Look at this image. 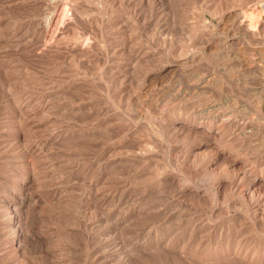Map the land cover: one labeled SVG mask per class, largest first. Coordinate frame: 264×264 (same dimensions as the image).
<instances>
[{
  "label": "rangeland",
  "instance_id": "1",
  "mask_svg": "<svg viewBox=\"0 0 264 264\" xmlns=\"http://www.w3.org/2000/svg\"><path fill=\"white\" fill-rule=\"evenodd\" d=\"M58 1L63 9L69 5L68 15L73 16L66 25L59 22V29L51 33L60 37L66 32L70 44L79 36L92 38L93 46L86 53L64 45L43 48L36 21L48 0H0V264H22V255L28 264H264L231 258L203 261L181 252L205 251L239 239L261 253L264 240H254L253 231L264 234V224L239 230L227 222L228 213L246 210L244 203L234 200L228 186L217 198H211V192L194 195L195 187L209 191L217 180L238 181L241 176L219 158L209 163L214 146L206 144L211 141L201 132L185 135L181 131L175 137L167 129L172 117L197 119L201 108L212 104L213 114L229 111L234 118L247 113L264 125V107L256 105L260 97L257 73L244 71L245 66L238 63L242 59V63L258 65L264 75L259 61L264 40L261 45L244 37L229 22L221 24L219 13L205 11L192 0L188 7L189 0H129L130 5L128 0ZM72 6L78 10L77 16ZM185 9L190 10L189 16ZM187 22L198 38L195 46L188 43ZM191 49L204 50L186 63L184 53ZM207 73L215 77L214 88L191 91L189 85L194 86ZM24 101L27 108L38 111L31 116L35 119L21 117ZM228 134L226 143L235 141V147L247 151L242 154L251 162L246 179L264 169L261 135L231 141L226 140ZM253 143L255 147L246 149ZM181 187L192 191L183 193ZM100 191L109 193L106 202L101 201ZM13 203L15 210L9 212L6 206ZM212 206L219 210L211 214ZM128 210L143 215L126 221L122 216ZM12 213L24 233L19 236L22 249L18 253L6 226ZM218 224L223 226L221 232Z\"/></svg>",
  "mask_w": 264,
  "mask_h": 264
},
{
  "label": "bare ground",
  "instance_id": "2",
  "mask_svg": "<svg viewBox=\"0 0 264 264\" xmlns=\"http://www.w3.org/2000/svg\"><path fill=\"white\" fill-rule=\"evenodd\" d=\"M64 1V0H63ZM158 1V0H157ZM167 1V0H166ZM191 0H189L188 2L186 1V6L188 7V5L190 6ZM113 2V0H112ZM119 2V1H118ZM135 2V1H134ZM150 2V1H149ZM169 2V1H168ZM190 2V4H189ZM193 4L195 3L196 5H198L201 9L203 10H207L208 12L211 11V12H214V13H219L220 14V22L221 24L223 23V25L225 24V22H229L230 25H233L234 26V29H237V31H240L244 34V37H251L253 39H255L256 41H258V43H262L263 40H264V0H196L195 2L192 0ZM128 3H129V0H128ZM159 3V2H158ZM82 4V3H81ZM125 4V3H124ZM127 4V3H126ZM125 4V5H126ZM150 4V3H148ZM169 4V3H168ZM172 4V3H171ZM42 5V4H41ZM68 5V3H67ZM75 5V4H74ZM116 5V4H115ZM130 5V3H129ZM64 6H66L64 4ZM69 6V5H68ZM68 6H66L64 9H63V3L58 1V0H48V2L46 3V6H45V9L42 11V13L40 14V16H38V20L36 21V25L40 27L41 29V42L42 44L44 45L43 48H61L63 47L62 45L70 48V49H75L74 51H77V50H80L81 52H87L88 49H90L92 46H93V43L86 38V40H84V38H80V36L77 38L79 40H77L76 42H74L73 44H70L68 42V35L66 34H63L61 35L60 37H58V34H52L51 32H56L59 27L57 26L60 23L62 24H65V23H68L72 18L71 16H73L72 14H70L71 16H69V10L70 8H67ZM99 6V5H98ZM148 6V5H146ZM157 6V5H156ZM171 6V5H170ZM180 6V5H179ZM77 7V6H76ZM79 7V6H78ZM77 7V8H78ZM86 7V6H85ZM88 7V6H87ZM102 7V6H101ZM153 7V6H152ZM182 7V6H181ZM72 8L74 9L75 11V14L78 10H76V8L74 6H72ZM40 9V8H39ZM80 9V8H78ZM102 9V8H101ZM156 9V8H155ZM38 11V10H37ZM140 11V10H139ZM186 13L188 12V16H189V13H190V10L189 9H185ZM184 12V11H183ZM156 13V12H154ZM185 13V12H184ZM102 14V13H101ZM211 14V13H210ZM77 16V14H76ZM75 16V17H76ZM160 16V15H158ZM109 17V16H108ZM183 18V17H182ZM186 18V16H185ZM61 19V20H60ZM189 19V18H188ZM187 19V20H188ZM4 20V19H3ZM107 20V19H105ZM1 21V20H0ZM5 21V20H4ZM105 22V21H104ZM4 23V22H3ZM81 24V23H80ZM100 24V22H99ZM105 24L107 25V23L105 22ZM151 24V23H150ZM190 23L187 22V28H186V33H187V37H188V43H190L189 45H193L195 46V44H197L199 41H198V38L192 34V31H191V28H190ZM66 25V24H65ZM200 25V24H199ZM1 26V25H0ZM61 26V25H60ZM77 26V25H76ZM164 26V25H163ZM79 27V26H78ZM130 27V26H129ZM30 28V27H29ZM28 28V29H29ZM62 28V27H60ZM77 28V27H76ZM203 29V28H202ZM8 30V29H7ZM30 30V29H29ZM63 30V29H62ZM68 30V29H67ZM82 30V29H81ZM80 30V31H81ZM232 30V29H231ZM31 31V30H30ZM71 31V30H70ZM79 31V32H80ZM208 31V30H207ZM227 31V30H226ZM234 31V30H233ZM230 32V31H229ZM51 33V34H50ZM233 33V32H232ZM79 34V33H78ZM83 34V33H81ZM87 34V33H86ZM111 34V33H109ZM5 35V34H4ZM29 35H32V34H29ZM51 37L50 38V41H49V38L48 37ZM84 36V35H83ZM211 36V35H210ZM130 37V35H128V38ZM110 38V37H109ZM124 38V37H123ZM112 39V38H111ZM208 39V38H207ZM217 39V38H216ZM94 40V39H93ZM28 41V40H27ZM125 41V40H124ZM133 41V40H131ZM243 41V40H242ZM29 42V41H28ZM121 42V41H120ZM130 42V41H129ZM128 42V43H129ZM201 42V41H200ZM206 42V41H204ZM123 43V42H122ZM216 43V42H215ZM115 44V43H114ZM131 44V43H130ZM187 44V42H186ZM218 44V43H217ZM215 44V45H217ZM221 44V43H220ZM250 44V43H249ZM258 44V45H260ZM105 45V44H104ZM119 45V44H118ZM123 46V44H121ZM126 45V44H124ZM128 45V44H127ZM126 45V46H127ZM224 45V44H223ZM232 45V44H231ZM241 45V43H240ZM262 45V44H261ZM129 46V45H128ZM187 46V45H186ZM208 46V41H207V45L205 47ZM244 46V44H243ZM204 47V48H205ZM42 48V49H43ZM128 48V47H127ZM219 48V47H218ZM239 48H241L239 46ZM64 49V48H63ZM107 49V48H106ZM126 49V47H125ZM136 49V48H135ZM238 49V48H237ZM67 50V49H66ZM112 50V49H111ZM195 50V49H194ZM201 50H204V49H200L199 50H195V51H185L184 53V62H191L193 61V59L198 56L201 52ZM53 51V50H52ZM70 51H73V50H70ZM118 51H121V50H118ZM128 51V50H126ZM131 51V50H130ZM228 51V50H227ZM241 51V50H240ZM255 51V50H254ZM263 51V50H262ZM261 51V52H262ZM12 52V51H11ZM47 52V51H46ZM65 52V51H64ZM85 52V53H86ZM123 52V51H122ZM134 52V51H133ZM139 52V51H138ZM137 52V53H138ZM141 52V51H140ZM180 52V51H179ZM203 52V51H202ZM245 52V51H244ZM251 52V51H250ZM256 52V51H255ZM110 53V52H109ZM112 53V52H111ZM126 53V52H125ZM129 53V52H128ZM150 53V52H149ZM148 53V54H149ZM248 53V52H247ZM236 54V52H235ZM253 54V53H252ZM251 54V55H252ZM79 55V54H78ZM104 55V54H103ZM120 55V54H119ZM132 55V54H131ZM142 57L143 55L145 54H141ZM140 55V56H141ZM209 55V54H208ZM239 55V54H238ZM258 55V54H257ZM152 56H153V53H152ZM200 56V55H199ZM261 58H260V63L262 62L264 65V52L261 53ZM18 57V56H17ZM107 57V56H105ZM148 56H144V58H147ZM7 58V57H6ZM132 58V57H131ZM137 58V57H136ZM139 58V57H138ZM154 58V57H152ZM156 58V57H155ZM240 58V57H239ZM127 59V58H126ZM199 59V58H198ZM246 59V58H245ZM244 59V60H245ZM24 60V59H23ZM67 60V59H66ZM99 60V59H98ZM102 60V59H101ZM100 60V61H101ZM110 60V59H109ZM139 60V59H138ZM146 60V59H145ZM149 60V59H148ZM147 60V61H148ZM157 60V59H156ZM239 60V59H238ZM242 60V59H240ZM239 60V64L240 66H245V70H248L249 72L252 71V74L253 72H256L257 75L256 77L255 76H252V77H255L257 82L259 83V87H258V93L260 96L259 97V100L257 101L256 105H258L259 107H261L262 109V106L264 107V75L261 74V67H258L257 66H252L250 65L249 63H247L248 61H246L245 63H242L241 61ZM243 60V61H244ZM2 61V60H1ZM5 61V60H3ZM9 61V60H8ZM103 61V60H102ZM113 61V60H112ZM111 61V62H112ZM140 61H143V60H140ZM200 61V60H199ZM253 61V60H252ZM134 62V61H133ZM139 62V61H138ZM145 62V61H144ZM149 62H151L149 60ZM232 62V61H231ZM107 63V62H106ZM136 63V61H135ZM154 63V61H153ZM5 64V63H4ZM108 64V63H107ZM125 64V63H124ZM131 64V68L132 66H134V64L132 65V63L130 62ZM185 64V63H184ZM192 64V63H190ZM201 64V63H200ZM199 64V65H200ZM7 65V64H6ZM140 65H142L140 63ZM150 65V64H149ZM186 65V64H185ZM189 65V64H188ZM226 65V64H225ZM229 65H230V62H229ZM129 66V65H128ZM137 66V65H135ZM233 66V64H232ZM5 67V66H4ZM7 67V66H6ZM67 67V66H66ZM105 67V66H104ZM110 67V66H109ZM142 67V66H141ZM140 67V68H141ZM194 67V66H193ZM2 68V67H1ZM29 68V67H28ZM138 67H136L135 70H139L137 69ZM227 68V67H226ZM241 68V67H240ZM243 68V67H242ZM11 69V68H10ZM134 69V68H133ZM132 69V70H133ZM35 70V69H34ZM127 70V69H126ZM134 70V71H135ZM197 70V69H196ZM6 71V68L4 70V72ZM108 71V70H107ZM130 71V70H129ZM12 72V71H11ZM15 72V71H14ZM23 72V71H22ZM192 72V71H191ZM260 72V73H259ZM19 73V72H18ZM134 73V72H133ZM194 73V72H193ZM196 73V72H195ZM211 73V72H210ZM255 73V74H256ZM4 76H5V73H3ZM132 74V73H131ZM130 74V75H131ZM137 74V73H136ZM208 74V73H207ZM205 74V75H207ZM12 75V73H11ZM92 75V74H91ZM125 75V74H124ZM123 75V76H124ZM134 75V74H133ZM131 76L132 78L135 77V76ZM138 75V74H137ZM193 75V74H191ZM210 75V74H208ZM203 76L202 77H199L200 79H197V83L194 84V86L191 87V91H192V88L195 90H201V89H212L214 88L213 85H214V76ZM12 77V76H10ZM104 77V76H102ZM114 77V76H113ZM119 77V76H118ZM130 77V78H131ZM142 77V76H141ZM214 77V78H213ZM24 78V77H23ZM99 78V77H98ZM106 78V77H105ZM112 78V77H111ZM137 78V77H136ZM251 78V77H250ZM16 79V78H15ZM116 79V78H115ZM120 79V78H118ZM122 79V78H121ZM134 79V78H133ZM10 80V79H9ZM13 80V78H12ZM36 80V79H35ZM100 80V79H99ZM111 80V79H110ZM129 81V78L127 79ZM126 80V81H127ZM132 80V79H130ZM146 80V79H145ZM97 81V80H96ZM108 81V80H107ZM116 81V80H114ZM256 82V81H255ZM113 83V82H112ZM126 83V82H125ZM193 83V82H192ZM17 84V83H16ZM109 85V83H107ZM116 84V83H114ZM88 85V84H87ZM113 85V84H112ZM118 85H121L118 83ZM124 85V84H123ZM188 85V84H187ZM115 87V86H114ZM100 88V87H99ZM214 90V89H213ZM256 90V89H255ZM202 91V90H201ZM212 91V90H211ZM213 93V92H212ZM54 94V93H53ZM100 95V94H98ZM1 96V95H0ZM17 97V96H16ZM257 97V96H256ZM4 98V97H3ZM97 98V97H96ZM18 99V98H17ZM127 99V97H126ZM13 100V99H12ZM100 100V99H99ZM17 103V102H16ZM27 102L24 101L23 103V106L26 108L25 109H22V112H21V109H20V113H22L21 117L24 116L25 119L28 118V120L31 119H35L31 116H34L35 114H37L34 110H36L34 108V110L32 109H29L27 107H29L28 104H26ZM22 104V102H21ZM30 104H32L30 102ZM255 104V102H254ZM14 105V104H13ZM213 105V104H212ZM211 105V106H212ZM255 105V106H256ZM208 106V107H205V108H201L200 110V113L196 112L198 115V118L197 119H193V118H185V115H184V119H180L177 117V119H175V116L172 117L170 119L168 127V131L170 132V134H172L173 136L175 137H178L180 134H181V131H183L182 134L185 133V135H187L189 132H192L194 131L195 133L196 132H201L202 135H205L211 142H207L206 144H210L211 143L213 144V148H214V156H212L211 159H209V163H214L215 162V159L219 158V160H222L225 164H226V167L230 170V171H236V174L240 175L241 177L239 178L238 181H232V180H229V181H224V180H217L218 182L210 187V190L207 191V190H203V189H199V188H194L193 190V194L194 195H199L198 197L200 196H206L208 195L209 192H211V198H217L219 196V193L222 189H225V187H229V190L232 191L231 195L233 194V196L235 197L234 200L237 201V202H241V203H244L246 206V210L242 213L241 211L239 210H234L232 211L231 213H228L227 215V222H229V224L231 223L232 225L237 226L239 227V230L240 228H243V227H247V226H251L253 228H260V226H262L264 224V169H260V170H256V172L251 176V178L249 179H246V177L250 174L251 171H249V165L251 162H249L248 158L246 157V152L245 150H243V148H240V147H235L234 146V143L235 141H232L233 140V137H236L235 139H238L239 137H242V138H247V139H253L255 137H257V135H261V138H263V142H264V125L261 124V122L258 120V117H251V116H248L247 113H242V112H238L239 114L237 115V117H234V118H231L230 116V113L229 111H220L221 113H215L213 114L212 113V109L214 108V106ZM15 107V106H14ZM17 107V106H16ZM257 107V106H256ZM33 108V107H32ZM17 109V108H15ZM40 109V108H38ZM42 109V107H41ZM41 109L39 110V112L41 111ZM43 110V109H42ZM37 111V110H36ZM19 112V111H17ZM38 112V111H37ZM195 115V113H194ZM193 115V116H194ZM263 115V114H262ZM36 116V115H35ZM38 116V115H37ZM187 116V115H186ZM189 116V115H188ZM40 117V116H39ZM44 117V116H43ZM196 117V116H195ZM261 119V118H260ZM263 119V118H262ZM27 122V121H26ZM47 123V122H46ZM35 124V123H34ZM24 125V124H23ZM17 126V125H16ZM18 126L20 127L21 125L18 124ZM46 126V125H45ZM44 126V127H45ZM19 130V129H18ZM95 131V130H94ZM228 131V136L229 138H226V140H231L232 142L230 143H226L225 142V137H226V132ZM87 132V131H86ZM61 133V132H60ZM68 133V132H67ZM70 133V132H69ZM39 133H37L36 135H38ZM43 134V133H42ZM50 134V133H49ZM49 134L47 135V137L49 136ZM52 134V133H51ZM33 135V134H32ZM35 135V134H34ZM40 135V134H39ZM38 135V136H39ZM74 135V134H73ZM23 136V135H22ZM38 136L37 139H38ZM51 136V135H50ZM71 136V135H70ZM81 136V135H80ZM46 137V136H45ZM53 137V136H52ZM41 138V136L39 137ZM182 138H183V135H182ZM260 138V139H261ZM32 139V138H31ZM81 139V138H80ZM93 139V138H92ZM95 139V138H94ZM207 139V140H208ZM234 139V140H235ZM260 139H258L260 141ZM40 140V139H39ZM241 140V139H240ZM31 141V140H30ZM29 141V142H30ZM37 141V140H36ZM35 141V142H36ZM43 141V140H42ZM246 141V140H245ZM257 141V140H256ZM11 142V141H10ZM34 142V143H35ZM14 143V142H13ZM48 143V142H46ZM58 143V142H57ZM89 143V142H88ZM247 143V142H246ZM250 143V142H249ZM255 143V142H254ZM254 143L253 144H250L248 147H246V149L248 150H251L250 148L254 146ZM259 143V142H258ZM27 144V143H26ZM42 144V143H41ZM256 144V143H255ZM8 145V144H7ZM29 145V144H27ZM248 145V144H247ZM261 145H262V142H261ZM264 145V143H263ZM34 146V145H33ZM39 146V145H38ZM15 147V146H14ZM29 148V146H27ZM26 147V148H27ZM44 147V146H43ZM255 147V146H254ZM260 147V146H259ZM259 147H257L259 149ZM263 147V146H261ZM256 148V149H257ZM31 149V148H30ZM37 149V148H36ZM257 149V150H258ZM262 149V148H261ZM33 150V148H32ZM35 150V149H34ZM260 150V149H259ZM9 151V150H8ZM40 151V149H39ZM38 151V152H39ZM32 152V151H31ZM213 152V151H212ZM33 153V152H32ZM40 153V152H39ZM243 153H245L246 155H242ZM255 153V152H254ZM36 154V153H35ZM253 154V153H252ZM31 155V154H30ZM23 157V156H22ZM29 157V156H28ZM39 157V156H38ZM46 157V156H45ZM251 158V156H249ZM125 159V158H124ZM41 161V160H40ZM125 161V160H124ZM194 161V160H193ZM203 161V160H202ZM221 161V162H222ZM1 163V162H0ZM111 163V162H110ZM5 164V163H4ZM39 164V163H38ZM22 166V165H21ZM43 166V165H42ZM47 166V165H46ZM257 167V166H256ZM15 168V167H14ZM47 169V168H46ZM59 169V168H58ZM112 169V168H111ZM131 169V168H130ZM49 170V169H48ZM47 170V171H48ZM118 170V169H117ZM123 170V169H122ZM128 170V169H127ZM251 170V169H250ZM51 171V170H50ZM120 171V170H119ZM131 171V170H130ZM255 171V170H254ZM2 172V171H1ZM32 172V171H31ZM109 172V171H108ZM44 174V173H43ZM46 174V173H45ZM50 175V174H49ZM107 175V174H106ZM101 176V175H100ZM128 176V175H126ZM237 176V175H236ZM9 177V176H8ZM249 177V176H248ZM247 177V178H248ZM54 178V177H53ZM105 178L106 179V183L108 184V182L110 181V179L108 178V176H106ZM114 178V177H113ZM233 178V177H232ZM99 179V178H98ZM115 179V178H114ZM235 179V178H234ZM237 179V178H236ZM60 180V179H59ZM56 181V180H55ZM105 181V180H103ZM117 181V180H116ZM118 182V181H117ZM216 182V181H215ZM58 183V182H57ZM110 183V182H109ZM113 183V182H112ZM119 183V182H118ZM213 183V182H212ZM211 183V184H212ZM8 184V183H7ZM48 184V183H47ZM51 184V182H50ZM115 184V183H114ZM123 184V183H122ZM45 185V184H44ZM58 185V184H57ZM105 185V184H103ZM112 185V184H110ZM121 185V183H120ZM59 186V185H58ZM57 186V187H58ZM108 187V185H106ZM104 186V187H106ZM188 186V185H187ZM210 186V185H209ZM51 187V186H50ZM208 187V186H207ZM53 188V187H52ZM101 188V187H100ZM118 188V187H117ZM205 188V187H203ZM54 189V188H53ZM108 189V188H107ZM115 189V188H114ZM55 190V189H54ZM57 190V189H56ZM68 190V189H67ZM227 190V189H226ZM52 191V190H51ZM50 191V192H51ZM104 191V190H103ZM180 191L183 192V193H189L192 191L191 188L189 187H181L180 188ZM224 191V190H223ZM102 192V191H100ZM99 192V193H100ZM107 192V191H106ZM109 192V191H108ZM66 193V192H65ZM87 193V192H86ZM120 193V192H119ZM118 193V194H119ZM126 193V192H125ZM224 193V192H223ZM222 193V194H223ZM22 194V193H21ZM55 194V193H54ZM96 194V193H95ZM108 194L109 193H104L102 192L101 193V197H102V200L103 202H106L108 200ZM111 194V193H110ZM130 194V193H129ZM28 195V194H27ZM59 195V194H58ZM82 195V194H81ZM120 195V194H119ZM224 195V194H223ZM52 196V195H51ZM57 196V195H56ZM61 196V195H60ZM112 196V195H110ZM122 196V195H121ZM210 196V195H209ZM97 197V196H96ZM116 197V196H115ZM224 197V196H223ZM222 197V198H223ZM51 198V197H50ZM64 198V197H63ZM68 198V196H67ZM71 198V197H70ZM81 198V197H80ZM79 198V199H80ZM100 198V197H99ZM123 198V196H122ZM202 198V197H201ZM206 198V197H204ZM208 198V197H207ZM6 199V198H5ZM14 199V198H13ZM62 199V198H61ZM60 199V200H61ZM210 200V198H208ZM220 199V198H219ZM12 200V199H11ZM34 200V199H33ZM57 200V199H56ZM99 200V199H98ZM111 200V199H110ZM118 200V199H117ZM68 201V200H67ZM83 201V200H82ZM94 201V200H93ZM97 201V200H96ZM123 201V200H122ZM207 201V200H206ZM221 201V199H220ZM228 201V200H227ZM102 202V203H103ZM111 202V201H110ZM125 202V201H124ZM210 202V201H209ZM213 202V200H212ZM59 203V201H58ZM62 203V202H61ZM70 203V202H69ZM85 203V202H84ZM89 203V202H88ZM109 203V202H107ZM121 203V202H120ZM228 203V202H227ZM236 202H233V204H235ZM60 204V203H59ZM98 204V203H97ZM101 204V203H100ZM99 204V206H100ZM106 204V203H104ZM146 204V203H145ZM232 204V203H231ZM16 205L15 203H13L12 205H9L6 206V209H9L8 211L10 212V209L12 208V211L15 210V206ZM62 205V204H61ZM68 205V204H67ZM103 205V204H102ZM163 205V204H162ZM212 205V204H211ZM222 205V203H221ZM228 205V204H227ZM240 205V204H239ZM66 206V205H65ZM64 206V207H65ZM108 206V205H107ZM123 206V205H122ZM135 206V205H134ZM145 206V205H144ZM231 206V205H230ZM95 207V206H94ZM124 207V206H123ZM138 207V206H137ZM235 207V206H233ZM236 207H237V204H236ZM111 208V207H110ZM129 208V206H128ZM143 208V207H142ZM163 208V207H162ZM161 208V209H162ZM225 208V206L223 207V209ZM227 208H229L227 206ZM150 209V208H149ZM153 209V208H152ZM240 209V208H238ZM244 209V208H243ZM44 210V209H43ZM98 210V209H97ZM108 210V209H107ZM134 210V209H133ZM133 210H128V212L126 214H124L122 217L123 219L126 218V221H130V219H134V218H138L137 216H139L140 212H134ZM154 210H156L154 208ZM219 210L218 209V206H212L211 209H210V212L211 214L213 213H216V211ZM27 211V210H26ZM109 211V210H108ZM224 211V210H223ZM231 211V210H230ZM20 212V211H19ZM75 212V211H74ZM84 212V211H83ZM106 212V211H104ZM2 213V212H1ZM15 213V212H14ZM26 213V212H25ZM53 213V212H52ZM144 213V212H143ZM163 213V212H162ZM224 213V212H223ZM13 214V213H12ZM11 214V215H12ZM59 214V213H58ZM75 214V213H74ZM4 215V213H3ZM22 215V214H21ZM39 215V214H38ZM67 215V214H66ZM85 215V213H84ZM143 215V214H142ZM168 215V214H167ZM27 216V215H26ZM69 216V215H68ZM91 216V215H89ZM141 216V215H140ZM139 216V217H140ZM146 216V215H145ZM59 217V216H58ZM149 217V216H148ZM209 217V215H208ZM221 217V216H220ZM0 218H1V215H0ZM4 218V217H3ZM54 218V217H53ZM68 218V217H67ZM171 218V217H170ZM114 219V218H113ZM122 219V220H123ZM8 225H5L8 226V228L10 229V234L13 235V242H15V245H14V248L15 249V252L19 251V249H22L20 248L21 245H19V236L21 235H24V233L22 234V231L19 229L18 227V219L16 218V216L13 214L12 216H10L8 219ZM5 220V221H7ZM27 220V219H25ZM55 222L56 219H54ZM86 220V219H85ZM140 220V219H139ZM73 221V220H71ZM106 221V220H105ZM4 222V221H3ZM53 222V221H52ZM65 222V221H64ZM74 222V221H73ZM120 222V221H119ZM124 222V220H123ZM216 222V221H215ZM222 222V221H221ZM218 223V222H217ZM225 223V222H224ZM38 224V223H37ZM75 224V223H74ZM77 224V223H76ZM79 224V223H78ZM87 224V223H86ZM207 225V224H206ZM209 225V224H208ZM29 226V225H28ZM201 226V225H199ZM204 226V225H203ZM217 226V225H216ZM5 227V226H4ZM71 227V226H70ZM76 227V226H74ZM90 227V226H89ZM117 227V226H116ZM207 227V226H206ZM6 228V227H5ZM225 228V226H224ZM256 228V229H257ZM62 229V228H61ZM75 229V228H74ZM91 229V228H90ZM217 229V228H216ZM218 229L220 230V232L223 230V226L218 224ZM228 229V228H227ZM226 229V230H227ZM238 229V228H237ZM82 230V229H81ZM85 230V229H84ZM234 230V229H233ZM259 230V229H258ZM31 231V230H30ZM87 231V230H86ZM242 231V230H241ZM32 232V231H31ZM70 232V231H69ZM92 232V231H91ZM227 232V231H226ZM229 232V231H228ZM238 232V231H237ZM254 234H253V239H260V240H264V234H260L258 231H253ZM258 232V233H257ZM77 233V232H76ZM86 233V232H85ZM90 233V232H89ZM68 234V233H67ZM239 233H237L238 235ZM11 235V236H12ZM81 235V234H79ZM222 235V234H221ZM235 235V234H234ZM236 235V236H237ZM10 236V235H9ZM8 236V238H10ZM72 236V235H71ZM235 236V237H236ZM240 236V235H239ZM78 237V236H77ZM7 238V239H8ZM12 238V237H11ZM22 238V237H21ZM24 238V237H23ZM84 238V237H83ZM89 238V237H88ZM205 238V237H204ZM203 238V239H204ZM66 239V238H65ZM91 239V238H89ZM241 239V238H240ZM252 239V238H251ZM31 240V239H30ZM43 240V239H42ZM63 240V239H62ZM67 240V239H66ZM81 240V239H80ZM11 241V240H10ZM22 241V240H21ZM56 241V240H54ZM235 241V240H234ZM48 242V240H47ZM82 242V241H81ZM201 242V241H200ZM252 242V241H251ZM264 242V241H263ZM38 243V242H37ZM216 243V242H215ZM249 243V241L247 242ZM14 244V243H13ZM76 244H78L76 242ZM205 244V243H204ZM207 244V243H206ZM210 244V243H209ZM254 244V242H253ZM258 244V242H257ZM262 244V243H261ZM79 245V244H78ZM219 245V244H218ZM10 246V245H9ZM12 246V245H11ZM52 246V245H51ZM77 246V245H76ZM101 247V246H100ZM165 247V246H164ZM208 247V246H207ZM45 248V247H44ZM48 247L46 246V249ZM130 248V247H129ZM261 248V247H260ZM10 249V248H8ZM53 249V248H52ZM81 249V248H80ZM93 249V248H92ZM162 249H166V248H163ZM188 249V248H187ZM12 250V249H11ZM45 250V249H44ZM106 250V249H105ZM171 250V249H170ZM170 250H167V251H170ZM258 250V249H257ZM255 248L254 245H245L244 243H242L239 239H236V242L230 244L228 243L227 245H219V246H213V247H209L207 250L205 251H193L192 253H188L185 251V249H182L181 252L182 253H187L188 256H190L189 258L192 259V257H197L198 259H201L203 261H214V260H217L219 259H224V258H227V259H235L238 260L237 262H257V261H264V248L263 250L261 251V253H258ZM8 251V250H7ZM24 251V250H22ZM38 251V250H37ZM42 251V250H41ZM46 251V250H45ZM53 251V250H52ZM141 251V250H140ZM166 251V253H167ZM3 252V251H2ZM10 251H8L9 253ZM34 252V251H33ZM191 252V251H190ZM7 253V255H8ZM16 253V254H17ZM22 253V252H21ZM48 253V252H47ZM50 253V251H49ZM48 253V254H49ZM66 253V252H65ZM99 253V252H98ZM101 253V252H100ZM165 253V251H164ZM163 253V254H164ZM55 254H57V252H54V256ZM107 254V253H106ZM127 254V253H126ZM168 255L170 254L167 253ZM166 254V255H167ZM178 254V253H177ZM6 255V254H4ZM4 255H1V256H4ZM53 255V254H52ZM165 255V256H166ZM51 256V255H50ZM186 256V255H185ZM187 256V257H188ZM8 257V256H7ZM13 257V256H12ZM59 258H61L60 256H58ZM27 258V257H26ZM56 258V256L54 257ZM63 258V257H62ZM61 258V259H62ZM102 258V257H101ZM180 258V256H179ZM8 259V258H7ZM52 259V258H51ZM57 259V258H56ZM65 259V258H64ZM81 259V258H80ZM194 259V258H193ZM1 260V258H0ZM12 260V259H11ZM29 260V259H28ZM40 260V259H39ZM43 260V259H42ZM50 260V259H49ZM75 260V259H74ZM31 261V259L29 260V262ZM45 261V260H44ZM61 261V260H60ZM101 261V260H100ZM218 261V260H217ZM223 261V260H222ZM2 262V261H1ZM16 262V261H15ZM21 262L22 264H28V262L26 261V259L23 257V255L21 256ZM40 262V261H39ZM185 262V260H184ZM226 262V261H225ZM231 262V261H230ZM12 264V262H10ZM9 263V264H10ZM14 263V262H13ZM34 264V262H31V264ZM36 263V262H35ZM45 263V262H44ZM51 263V262H50ZM58 263V262H57ZM56 263V264H57ZM60 263V262H59ZM58 263V264H59ZM68 262H66L65 264H67ZM70 263V262H69ZM77 263V262H76ZM187 263V262H186ZM2 264V263H1ZM4 264H7V263H4ZM46 264H47V261H46ZM63 264V262H62ZM78 264V263H77ZM80 264V263H79ZM112 264V263H110ZM209 264V263H208ZM240 264V263H239Z\"/></svg>",
  "mask_w": 264,
  "mask_h": 264
}]
</instances>
